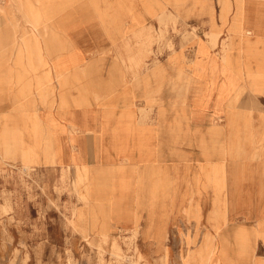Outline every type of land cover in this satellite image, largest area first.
Here are the masks:
<instances>
[{
  "label": "rangeland",
  "instance_id": "374dc122",
  "mask_svg": "<svg viewBox=\"0 0 264 264\" xmlns=\"http://www.w3.org/2000/svg\"><path fill=\"white\" fill-rule=\"evenodd\" d=\"M55 1L37 0L45 11L27 12V17L36 18L37 26L32 31L37 32V47L22 44L19 55L25 52L30 66H34V51L40 58L37 62L49 67L54 52L86 46L97 51L91 59L99 60L103 72H108L115 61L120 62L125 73L124 88L144 90L142 80L146 78L153 80V89L159 96L161 68L167 63L170 98L185 99L189 104L195 92H200L201 97L217 99L219 112L225 110L224 103L229 101V122L218 123V155H208L210 134L203 130L199 136L201 151L208 153L202 157L203 163L207 157L208 162L216 164L211 177L209 170L202 174L210 182L216 178L217 185L203 186L200 215L196 218L189 210L185 219L165 212L169 217L147 220L150 224L146 227L136 219L135 228L114 230L112 221L125 220L104 216L99 223L94 218L85 167H37L41 156L37 154L41 144L37 139V115L25 114L20 107H0V264H211L214 252L209 248V236L198 244L201 233L213 223L228 225L227 207L250 205L264 196V40L235 41L232 37L212 35L209 27L189 26L187 21L205 17L209 12L204 8L209 5L214 8L216 3L219 7L234 4L237 24L251 0H143L154 9L147 27L139 28L135 34H130L129 28H114L110 34L115 41L98 44L66 43L59 39L65 27L39 26L56 16L48 10ZM60 19L65 21V16ZM234 30L243 32L237 26ZM117 34L123 36L116 38ZM113 54L124 58H106ZM71 64L80 65L75 59L56 63ZM178 67H182V73ZM218 73L224 77L219 90L206 91L205 82L202 91L193 85L194 78L210 74L208 86L213 89L217 87ZM38 103L43 101L39 98ZM44 143V161L53 164L49 140ZM111 189L119 191L121 199L129 193L124 182Z\"/></svg>",
  "mask_w": 264,
  "mask_h": 264
},
{
  "label": "crops",
  "instance_id": "0c3cea01",
  "mask_svg": "<svg viewBox=\"0 0 264 264\" xmlns=\"http://www.w3.org/2000/svg\"><path fill=\"white\" fill-rule=\"evenodd\" d=\"M124 1L66 0L62 4L57 0L48 8L56 16L39 26L65 27L59 39L66 43L112 42L115 39L110 32L114 28H129L128 32L135 34L154 17V9L147 2ZM263 1L248 2L237 24L234 4L219 7L217 3L214 8H204L209 12L205 17L187 23L209 27L212 35L232 37L235 41L264 40ZM45 9L37 0H0V107H20L25 114L37 115V139L41 143L37 147V154L41 155L37 167H85L94 218L99 223L104 216L125 220V224L112 221L114 230L133 229L136 219L146 227L150 224L147 220L169 217L165 212L185 219L189 210L194 218L198 217L203 186L217 185L216 178L210 182L202 174L209 170L211 177L216 164L208 162L207 157L203 163L202 157L208 153L201 151L199 136L206 130L212 137L208 155H218V123L229 122V101L224 103L225 110L219 112L217 99L201 97L200 92H195L189 104L185 99L170 98L167 63L161 68L159 96L153 89V80L146 78L142 80L144 90L124 88L125 73L120 62L113 61L108 72H103L99 60L91 59L97 51L86 46L54 52L49 67L37 62L40 58L34 51V66H30L26 53L19 55L22 44L37 47V32L32 31L37 26L36 18L27 17V12L36 14ZM63 16L65 21L60 19ZM236 26L243 32L235 31ZM119 36L123 35L117 34L116 38ZM106 58L119 60L124 56L113 54ZM73 59L79 60V67L56 65L58 60L68 63ZM178 71L182 73V67ZM218 74L217 87L213 89L208 86L210 74L194 78L193 85L202 91L205 82L206 91L219 90L224 77ZM39 98L43 104L38 103ZM46 139L49 153L55 158L53 164L44 161ZM123 182L129 186V193L121 199L120 192L111 187ZM251 202L227 207L228 225L213 223L201 233L198 244L209 236V248L214 252L211 264H264V196ZM210 214L213 218L214 207Z\"/></svg>",
  "mask_w": 264,
  "mask_h": 264
}]
</instances>
